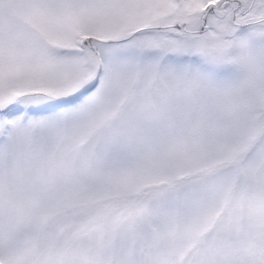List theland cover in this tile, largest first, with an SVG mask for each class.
<instances>
[{
    "label": "snow or ice",
    "instance_id": "1",
    "mask_svg": "<svg viewBox=\"0 0 264 264\" xmlns=\"http://www.w3.org/2000/svg\"><path fill=\"white\" fill-rule=\"evenodd\" d=\"M0 264H264V0H0Z\"/></svg>",
    "mask_w": 264,
    "mask_h": 264
}]
</instances>
